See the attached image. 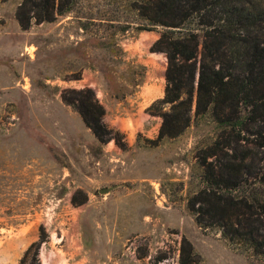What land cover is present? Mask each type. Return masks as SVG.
<instances>
[{
    "label": "rangeland",
    "instance_id": "rangeland-1",
    "mask_svg": "<svg viewBox=\"0 0 264 264\" xmlns=\"http://www.w3.org/2000/svg\"><path fill=\"white\" fill-rule=\"evenodd\" d=\"M47 1L0 0V259L31 264L45 239L40 264H180L190 248L192 264H264V121L239 134L207 114L160 137L172 105L128 99L149 74L126 48L165 30L149 0ZM83 99L111 132L86 124Z\"/></svg>",
    "mask_w": 264,
    "mask_h": 264
},
{
    "label": "trees",
    "instance_id": "trees-1",
    "mask_svg": "<svg viewBox=\"0 0 264 264\" xmlns=\"http://www.w3.org/2000/svg\"><path fill=\"white\" fill-rule=\"evenodd\" d=\"M55 2L47 1L45 10H54ZM67 2L60 0L59 14L67 10ZM148 8L152 24L165 27L151 47L164 52L168 62L165 96L156 102L170 103L172 109L163 113L160 137L176 136L207 114L220 126L232 124L239 134L245 121H264V0H149ZM53 18L54 13L36 15L37 20ZM78 110L96 135L111 132L102 123L105 109L97 99L81 100ZM44 241L33 242L22 262L31 257V264H40ZM194 255L190 248L180 264H192Z\"/></svg>",
    "mask_w": 264,
    "mask_h": 264
},
{
    "label": "crops",
    "instance_id": "crops-1",
    "mask_svg": "<svg viewBox=\"0 0 264 264\" xmlns=\"http://www.w3.org/2000/svg\"><path fill=\"white\" fill-rule=\"evenodd\" d=\"M156 38V36L152 35L149 32H141L140 40L138 38L135 41H132L131 44H129V47L126 48L128 58H133L135 59V61L141 62L144 65L148 66L147 73L149 74L143 84L140 85L141 90L137 92L136 96H131L130 98H128L131 101H137V98L142 96L143 100L148 99L149 102H152L157 98H161V95H156L157 81L155 78L160 75L161 78H165L166 82V67L165 64H163L161 71L158 72L157 68L154 65V58L152 57L150 46L156 40ZM13 243L14 242H9L8 247L13 248ZM26 244H28V241L26 242ZM1 249L2 248H0V253ZM16 261V253H14L13 256H9L8 259H0V264H16Z\"/></svg>",
    "mask_w": 264,
    "mask_h": 264
},
{
    "label": "water",
    "instance_id": "water-1",
    "mask_svg": "<svg viewBox=\"0 0 264 264\" xmlns=\"http://www.w3.org/2000/svg\"><path fill=\"white\" fill-rule=\"evenodd\" d=\"M118 185H113V186H110V187H104V188H101L100 189V192L101 193H108V192H111L112 190H114Z\"/></svg>",
    "mask_w": 264,
    "mask_h": 264
}]
</instances>
